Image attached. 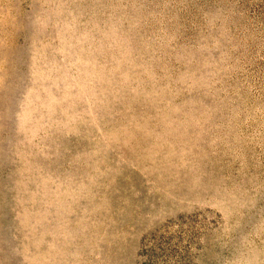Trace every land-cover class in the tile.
<instances>
[{"label":"rangeland","instance_id":"1","mask_svg":"<svg viewBox=\"0 0 264 264\" xmlns=\"http://www.w3.org/2000/svg\"><path fill=\"white\" fill-rule=\"evenodd\" d=\"M0 264H264V0H0Z\"/></svg>","mask_w":264,"mask_h":264}]
</instances>
